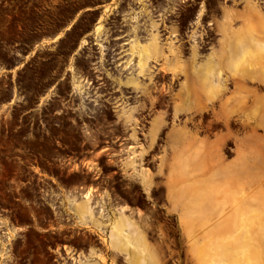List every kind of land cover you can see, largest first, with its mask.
Returning a JSON list of instances; mask_svg holds the SVG:
<instances>
[{
    "label": "flooded vegetation",
    "instance_id": "obj_1",
    "mask_svg": "<svg viewBox=\"0 0 264 264\" xmlns=\"http://www.w3.org/2000/svg\"><path fill=\"white\" fill-rule=\"evenodd\" d=\"M217 3L0 0V42L12 43L13 56L50 36L59 40L56 57L74 58L71 81L43 89V97L56 89L49 101L59 107L44 103L43 144L0 146V264L90 260L100 236L94 219L76 208L88 190L138 223L146 207V229L157 228L172 126L200 138L227 134L209 111L173 119L182 81L175 56L186 61L195 47L202 59L216 48Z\"/></svg>",
    "mask_w": 264,
    "mask_h": 264
},
{
    "label": "rangeland",
    "instance_id": "obj_2",
    "mask_svg": "<svg viewBox=\"0 0 264 264\" xmlns=\"http://www.w3.org/2000/svg\"><path fill=\"white\" fill-rule=\"evenodd\" d=\"M254 2L259 13L262 14V22L264 0H254ZM216 5L217 24L222 18L223 5L232 11H242L244 0H218ZM259 13H256L255 17H259ZM235 22L239 23V21L234 20L232 23L233 27L237 28L238 24ZM263 22L261 25L264 28ZM215 27L218 34L217 45L221 35L220 28L217 25ZM253 33L256 36V31ZM11 44L0 42V146H39L43 144L41 122L44 103L49 104L51 111L59 109L49 101V98L53 99L51 95L56 93V89L48 90L45 97H43V89L56 81L66 86L67 82L71 81L72 74L67 68L72 70L74 58L56 57L59 40L55 38L52 41L50 36L40 42L28 43V47L22 52L23 55L27 54L26 56H13ZM244 55L249 58L247 61L242 58L239 60V66L243 71L253 69L255 73H260L261 65L256 64L264 60V50L247 51ZM254 59L255 65L252 67ZM179 64L180 62L176 63ZM227 84L230 87L229 81ZM252 90H256L259 95L263 94L264 82L257 83L255 80V86L250 93ZM258 106L254 107L255 112ZM256 115L261 120L260 115ZM229 122L231 120L228 122L224 120L225 125ZM232 122L235 123V132H230V127L225 128L228 138L221 150L226 161L236 159L240 150L236 145L239 144L238 139L242 136V131L237 121L232 120ZM186 133L191 139L200 142L206 140L211 145L218 139V137L203 139L188 130ZM22 135L27 137L26 140L20 139ZM255 135L254 138L248 139L250 144L254 145L255 152L253 155L248 154L250 161L247 167H240L239 163L233 164L236 167L230 168L233 173L231 182L222 179L223 209L220 206L222 202L220 198L222 193L218 186L220 180L215 176L204 177L207 172L216 169L217 164L212 160L202 161L195 172L191 173V176L198 173L202 176L193 192L186 185L189 174L183 175V171L176 173V188H180V195L176 200L181 202L176 206L178 217L175 222L170 221L169 225H158L154 230L146 229V231H142L133 222L134 227L130 230L142 232L145 245L137 246L135 249L128 246L126 250L128 254L125 257L123 253L117 255L116 251L108 246L109 232L106 234L103 232L104 229L99 230V227H106L105 222L101 224L94 220L95 229L100 236L99 240H95L98 249L94 250L93 256L89 257L90 260L84 259V262L79 264H264V126L258 128ZM166 140L171 149L178 146L172 143L178 139L169 137ZM205 149L200 150L202 151L200 154L218 152L216 147ZM182 162L183 160H180V164ZM172 176L169 180L172 179L173 183ZM212 198L216 204L210 209L209 203ZM203 199H206L207 207L198 206ZM80 201L85 202L84 205L87 204L89 208L85 199ZM116 214V216H124L122 213ZM89 215L91 217V212ZM184 221L191 222V227H186ZM99 241L101 243H98Z\"/></svg>",
    "mask_w": 264,
    "mask_h": 264
},
{
    "label": "crops",
    "instance_id": "obj_3",
    "mask_svg": "<svg viewBox=\"0 0 264 264\" xmlns=\"http://www.w3.org/2000/svg\"><path fill=\"white\" fill-rule=\"evenodd\" d=\"M216 25L220 28V35L222 36L220 37L219 42L216 45V48L212 49L211 52L206 54L203 57L204 59L203 58L200 59V55L196 51L195 47L193 48L190 58H188L186 61L180 60V58L177 55L175 56L174 72L175 74L179 73L181 75L182 81L179 87L180 89L177 90V92L175 93V98L177 99V102H175L174 104L173 119H177L179 113H182L183 115L192 116L193 114L200 115L204 111H209V112L211 111V113L214 116L216 115L217 117H220L226 120L227 122L230 120L237 121L239 129L242 131V136L238 139L239 144L236 145L237 148H239L240 150L239 152H237L236 159L231 161H226L221 153V150L224 148L225 144L227 143L228 134L222 137H218L215 143L211 145L208 144L206 140L200 142V141H196L195 139H191L186 133L187 129L184 126L182 127L172 126L169 137L173 139L177 138L179 141L175 142L174 140L172 142L173 145L178 144L177 147L172 149L173 163L172 165L169 164L167 168L168 173L166 180L158 183L159 186L160 185L164 186V191H165V196H162V193H159L158 196L159 225L166 224L167 214L173 213V222H175L176 218L178 217V215L176 214V206H178V202L180 203L181 201L176 200V197L180 195V188H176V184H175L176 173L179 174L180 172L183 171V175H187V173L189 174V179H188L189 181L186 185L188 189L191 192H193L195 190L196 183H198V180L202 179V176L199 173L191 176V173L195 172L196 168H198L197 165L199 166V164L202 161L209 162L210 160H212L217 164L215 165L216 169L209 171L210 173L207 172V174H205L204 177L213 178L215 176V178L220 180V182L218 183L219 189L222 193V196L220 197L222 199L220 206L223 209L224 196H223V187H222V171L224 168L235 169L236 166H234L233 164L236 163H239L240 167H244V168L247 167L248 162L250 161L248 154L253 155L255 152L254 145L250 144L251 142H249L248 139L254 138L256 136L255 135L256 130L258 128H263L264 126V119L261 120L258 119L257 118L258 115H256L257 111L255 112L254 110V107L258 106L259 103L255 102V97H252V93H250V90L253 89L255 86V79L251 78V76L249 77L248 75V72L251 69L250 70L248 69L247 71H243V68L239 66V56L237 55V51H236L237 33L236 34L233 33V30L232 32H229V29H227L229 24L226 21L225 23L222 24L221 21H219ZM223 25L224 27H222ZM235 29L236 28H234V30ZM241 58L247 61L249 56L244 55ZM179 62L180 64L176 65V63L178 64ZM196 67L197 69H195ZM227 81L230 82V87L227 86L228 85ZM196 87L200 88L198 95L199 97L193 98L191 92L194 89H196ZM181 107H183V109ZM159 120H160L159 125L161 126L162 123L161 117L159 118ZM226 127H229V124H226ZM203 139H210V138H203ZM210 147H216V149H218V152L199 154L203 150H206L205 148H210ZM187 158H189V162L187 161L188 160ZM180 160L184 161L182 162L183 165L180 164ZM195 162L197 163L196 166H195L196 164ZM162 171L163 170L159 168L158 174L162 173ZM171 175H173L172 176L173 183L171 181L172 179L169 180ZM176 191L178 192V194L176 193ZM84 203L85 202L79 201V205L76 207L77 210L80 212L81 216L83 215L84 212H86L83 206ZM215 204L216 203L215 201H213L212 198L209 203L210 209H212L215 206ZM201 205L203 206L205 205L207 207L206 199L205 200L203 199L200 205L198 204L199 207H201ZM143 208L145 209V213L142 215L141 223H138L131 217L122 216V215H118L115 217V219L112 220V224L109 227V233H108V238H109L108 246L112 250H119L121 253H127L126 250L128 246L135 249L137 246L142 247L143 245H145V240L142 232H139L138 230L135 229L130 230L131 228L134 227V223H135L137 226L141 228L142 231H146V227L149 219V213L146 207ZM87 215L90 217L88 213ZM118 218L128 219L131 223V226L129 227V235H130L129 242L131 243V245L127 244V240L125 239L126 236L123 233V231L119 229L118 232H116V229H113V223ZM97 221L102 224V221L100 220ZM183 223L185 224L186 227L188 228L191 227V222L184 221ZM101 228L103 227H99V230ZM109 235H112L113 238L114 237L118 238L119 241L117 242L114 241L116 244L114 242L113 244L112 242H110V238L112 237ZM123 239L126 241H124Z\"/></svg>",
    "mask_w": 264,
    "mask_h": 264
},
{
    "label": "bare ground",
    "instance_id": "obj_4",
    "mask_svg": "<svg viewBox=\"0 0 264 264\" xmlns=\"http://www.w3.org/2000/svg\"><path fill=\"white\" fill-rule=\"evenodd\" d=\"M224 3V2H223ZM226 5V4H225ZM241 5V4H240ZM259 5V4H258ZM221 9V8H220ZM219 9V10H220ZM242 11L236 10V11H232L230 8H227L226 6H222V18L220 19L221 24L225 23V21L229 24L228 28L229 32L233 33H237V46H236V51H237V55L239 56V60L241 59V56H243L247 51H252V52H257V51H263L264 50V28L261 25V16L262 14L259 13L258 7L256 5V3L254 2V0H244V8H242ZM256 13H259V17H255V15L257 16ZM234 20L239 21V23L235 22V24H238L236 27V29L234 30V27L232 25V23L234 22ZM241 22V23H240ZM264 23V22H263ZM224 27V25L222 26ZM241 27V28H240ZM254 31H256V36L253 33ZM228 34V33H227ZM222 36V35H221ZM229 36V35H228ZM227 37V36H226ZM236 37V36H235ZM195 38V37H194ZM225 38V37H224ZM193 40V38H192ZM195 40V39H194ZM224 40V39H223ZM196 42V41H195ZM193 43V41H192ZM228 53V52H227ZM190 58V57H189ZM204 59V58H203ZM208 62V61H207ZM222 62V61H221ZM233 62V61H231ZM229 63V62H228ZM208 64V63H207ZM255 65V59L253 62L252 67H254ZM256 65H261L260 66V73H255V71L252 69V71L250 70V72H248V75L251 76V78H254L255 80H257V83H259L260 81L264 82V60L262 59L260 63L256 64ZM202 66V64H201ZM201 68V67H200ZM197 69V67L195 68ZM185 72V71H184ZM253 72V73H252ZM209 73V72H208ZM183 75V74H182ZM201 75V73H200ZM196 76V75H195ZM186 79V78H185ZM190 79V78H189ZM207 80V79H206ZM186 81V80H185ZM187 82V81H186ZM197 83V82H196ZM207 84V83H206ZM242 84V83H241ZM240 84V85H241ZM184 85V84H183ZM197 85V84H196ZM244 85V84H243ZM194 86V84H193ZM198 86V85H197ZM200 86V85H199ZM183 87V86H182ZM180 89V88H179ZM177 89V90H179ZM200 88L194 89L191 93H192V97L193 98H198L199 96V90ZM243 89V88H242ZM209 91V90H208ZM256 90H252V95L255 97V102L259 103L258 108L256 109L257 114L260 115L261 119H264V93L263 94H258L257 92H255ZM216 92V91H214ZM216 94V93H215ZM183 95V94H182ZM216 96V95H215ZM180 97V96H179ZM203 99V98H202ZM205 99V98H204ZM180 102V100H179ZM182 104V103H181ZM180 105V103H179ZM194 105V104H193ZM231 105V104H230ZM184 106V105H183ZM211 106V105H210ZM223 106V105H222ZM221 106V107H222ZM179 107V106H178ZM193 107V106H192ZM195 107V106H194ZM209 107V106H208ZM176 108V107H175ZM183 109V107H181ZM187 108V107H186ZM218 108V107H217ZM240 108V107H239ZM181 109V110H182ZM199 110V109H198ZM211 110V109H210ZM181 112V111H180ZM189 112V111H188ZM211 112V111H210ZM218 112V111H217ZM196 113V112H195ZM217 114V113H216ZM177 116V115H176ZM216 116V115H215ZM164 120V119H163ZM162 121V120H161ZM227 122V121H226ZM253 129V128H252ZM181 135V133H180ZM174 137V136H173ZM176 138V137H175ZM177 139V138H176ZM176 141V140H175ZM179 141V140H177ZM183 144V143H182ZM184 146V145H183ZM177 147V146H176ZM192 154V153H191ZM200 154V153H199ZM188 162H189V158H187ZM196 161V160H195ZM184 162V161H183ZM191 163V162H190ZM196 163V162H195ZM183 164V163H182ZM186 164V163H185ZM184 164V165H185ZM197 165V163L195 164V166ZM198 167V165H197ZM195 168V167H194ZM226 179V182L233 178V173L231 172V169H227L224 168L222 171V179ZM90 190H88V193H86V195H84L85 197H83L88 203H89V199L91 197L90 195ZM82 197V196H80ZM76 198H74L75 201ZM79 205V201H77L76 207ZM85 211L89 214V212H91V208L86 205H84ZM124 206V205H123ZM80 207V206H79ZM127 207V206H125ZM120 208V212H118L119 214L121 213V211H123V208ZM121 217V216H119ZM131 226V223L128 219H117L114 223H113V229H116V232H118V230L120 229L121 231H123V233L126 236V240H127V244L131 245V243L129 242V227ZM115 231V230H114ZM118 234V233H117ZM113 235V234H112ZM112 235H109L112 237ZM124 240V239H123ZM124 240V241H126ZM139 240V239H138ZM142 240V239H141ZM117 242L119 241L118 238H110V242ZM137 241V240H136ZM114 242V243H115ZM113 243V244H114ZM139 243V242H137ZM116 244V243H115ZM123 244V243H122ZM121 244V245H122ZM124 249V248H123ZM122 249V250H123ZM121 250V251H122ZM117 253H121L119 250H114ZM115 253V252H114ZM125 254L127 257V253H123ZM118 255V254H117ZM120 255V254H119ZM83 261V260H82ZM79 261V262H82Z\"/></svg>",
    "mask_w": 264,
    "mask_h": 264
},
{
    "label": "built area",
    "instance_id": "obj_5",
    "mask_svg": "<svg viewBox=\"0 0 264 264\" xmlns=\"http://www.w3.org/2000/svg\"><path fill=\"white\" fill-rule=\"evenodd\" d=\"M88 205L91 208L90 218L105 222L106 227H103L100 230L102 231L104 229L103 232L107 234L109 232L110 222L117 215L115 210L108 201L103 199L95 200L94 198L90 197ZM49 208L51 210L55 209L53 205H49Z\"/></svg>",
    "mask_w": 264,
    "mask_h": 264
}]
</instances>
